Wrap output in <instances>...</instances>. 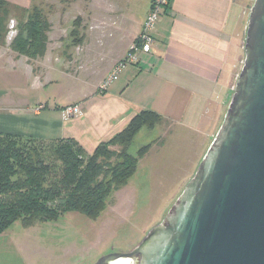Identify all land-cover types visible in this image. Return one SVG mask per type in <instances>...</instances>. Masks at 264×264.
Returning a JSON list of instances; mask_svg holds the SVG:
<instances>
[{"label":"crops","instance_id":"obj_1","mask_svg":"<svg viewBox=\"0 0 264 264\" xmlns=\"http://www.w3.org/2000/svg\"><path fill=\"white\" fill-rule=\"evenodd\" d=\"M6 1L22 8L34 4V0ZM83 1L71 0L70 7L83 19L78 30L85 33L88 45L84 55L87 62L98 59L104 70L93 78L89 96L65 104H78L80 113L66 116L65 105L31 99L32 90L37 92L61 76L56 67L63 54L61 43L52 47L51 35L61 42L66 30L60 23L54 29L49 18L43 57L29 62L8 48L10 39L0 45V132L73 138L91 153L142 109L159 113L169 108L188 124L215 126L240 69V35L254 0H170L152 31L155 41L150 51L141 52L138 62L128 64L120 78L100 93L99 84L139 34L150 0H85V14L80 10ZM35 62L42 72L33 71Z\"/></svg>","mask_w":264,"mask_h":264},{"label":"rangeland","instance_id":"obj_2","mask_svg":"<svg viewBox=\"0 0 264 264\" xmlns=\"http://www.w3.org/2000/svg\"><path fill=\"white\" fill-rule=\"evenodd\" d=\"M70 2L34 0V4L43 8L51 18L54 29L60 23L66 30L61 42L51 35V46H58L57 43L62 46H59L63 52L61 63L56 64L57 73L61 76H56V82L41 90L30 92L32 101L49 106H63L89 96L93 91V78L104 70V65L96 58L87 62L85 33L79 32L82 41L78 47L70 43L69 31L73 27V19L78 16L71 9ZM81 4L80 10L83 8L85 14L86 1ZM17 16L13 14L8 22L5 42L15 33ZM240 38L241 67L245 31L241 32ZM32 68L36 73L43 71L36 62L32 63ZM97 92L100 93L98 88ZM229 99L230 96L224 100V108H227ZM168 109L159 112L163 119L154 128H142L133 138L128 148L133 155L141 146L148 143L151 146L138 160L136 171L128 183L112 195L96 220L76 211L65 212L56 220L32 226H23L17 220L0 233V264H94L108 253L128 252L136 247L144 235L162 220L196 173L226 111H222L219 121L212 127L209 124H188L180 120L179 112Z\"/></svg>","mask_w":264,"mask_h":264},{"label":"water","instance_id":"obj_3","mask_svg":"<svg viewBox=\"0 0 264 264\" xmlns=\"http://www.w3.org/2000/svg\"><path fill=\"white\" fill-rule=\"evenodd\" d=\"M94 264H264V0L250 7L242 64L196 173L136 247Z\"/></svg>","mask_w":264,"mask_h":264},{"label":"trees","instance_id":"obj_4","mask_svg":"<svg viewBox=\"0 0 264 264\" xmlns=\"http://www.w3.org/2000/svg\"><path fill=\"white\" fill-rule=\"evenodd\" d=\"M13 14L18 16L8 48L29 62L43 57L51 29L48 14L35 4L22 8L0 0V45L5 43ZM80 21L76 17L72 22L71 45L82 41ZM162 119L160 113L142 109L91 153L73 138L0 132V233L17 220L32 226L56 220L68 211L96 220L112 195L128 183L138 160L151 146L145 144L133 155L128 151L133 138Z\"/></svg>","mask_w":264,"mask_h":264},{"label":"built area","instance_id":"obj_5","mask_svg":"<svg viewBox=\"0 0 264 264\" xmlns=\"http://www.w3.org/2000/svg\"><path fill=\"white\" fill-rule=\"evenodd\" d=\"M170 0H150L149 9L146 13L141 30L135 40L130 44L125 56L119 59L112 67L108 75L99 84V92L106 90L108 85L117 80L123 69L131 63L138 62V56L141 52H149L153 43L154 37L152 31L160 17L165 11ZM66 116H74L80 113L81 108L78 104H68L63 108Z\"/></svg>","mask_w":264,"mask_h":264}]
</instances>
